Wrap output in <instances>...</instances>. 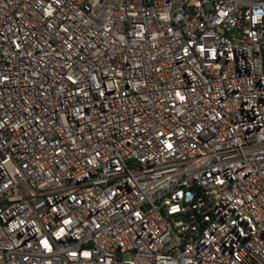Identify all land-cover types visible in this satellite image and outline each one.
I'll return each instance as SVG.
<instances>
[{
  "label": "built area",
  "instance_id": "1",
  "mask_svg": "<svg viewBox=\"0 0 264 264\" xmlns=\"http://www.w3.org/2000/svg\"><path fill=\"white\" fill-rule=\"evenodd\" d=\"M0 264H264V0H0Z\"/></svg>",
  "mask_w": 264,
  "mask_h": 264
}]
</instances>
